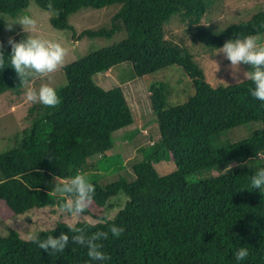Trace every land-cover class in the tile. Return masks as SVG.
<instances>
[{"label": "trees", "instance_id": "1", "mask_svg": "<svg viewBox=\"0 0 264 264\" xmlns=\"http://www.w3.org/2000/svg\"><path fill=\"white\" fill-rule=\"evenodd\" d=\"M219 1L0 0V36L6 32L5 20L27 13L31 4L52 12V26L78 39L120 36L118 42L60 68L65 80L52 85L60 104L50 108L35 103L25 118L26 126L3 137L1 217L5 208L17 217L34 208L61 206L63 198L53 191L54 178L69 179L88 170L85 175L95 186L96 212L91 214L99 221H80L75 226L88 235L108 232L107 239L99 241L110 257L103 264H264V192L251 184L257 169L264 167V160L256 159L257 151H264V102L251 95L254 84L250 80L212 84L196 60L201 55L216 58L229 39L249 34L264 37V9L220 28L206 23ZM113 4L121 7L107 27L78 34L70 23L71 15L83 8ZM3 52L0 97L6 96L12 105L24 103L25 89L10 66L11 46L3 47ZM126 62L132 64L133 79L155 77L171 66L179 76L172 91L169 79L177 76L167 71L146 90L160 135L141 149L143 158L133 167L136 177L102 185L95 174L125 168L120 155L107 152L115 145L113 133L131 126L135 118L127 96L130 84L117 85L112 69ZM42 82L30 78L34 88ZM136 89L138 85L132 92L138 94ZM257 121L262 126L248 137L213 147L214 136ZM96 155L101 157L90 163ZM104 161L106 169L100 166ZM161 161L175 162L176 170L159 174L156 164ZM231 161L245 162L226 174L186 180L187 175ZM120 193L128 200L114 218L107 219L104 211L97 214L98 209H108ZM68 224L59 222L35 236L45 240L67 233L70 241L62 253L40 249L15 229L0 235V264H101L88 257L86 247L71 241ZM113 224L124 229L119 237L109 231ZM240 247H246L249 256L237 261L234 253Z\"/></svg>", "mask_w": 264, "mask_h": 264}, {"label": "rangeland", "instance_id": "2", "mask_svg": "<svg viewBox=\"0 0 264 264\" xmlns=\"http://www.w3.org/2000/svg\"><path fill=\"white\" fill-rule=\"evenodd\" d=\"M120 7V4H113L102 9L83 8L71 15L70 23L76 28L78 34L85 29H99L102 27H107L111 24L113 16L117 13ZM258 9H264V0H221L217 2L212 8V14L208 17L206 23H214L217 25V27L223 28L231 21L237 22L239 19L243 20L249 18ZM27 13L32 15L37 20V32L34 34L43 35L46 38L56 40L68 50V54L65 58L63 66L77 60L79 57L87 55L92 51L107 47L120 40V36L117 34L110 38L90 39L85 37L83 39H78L77 37H74L69 31H63L54 28L51 23L52 12L44 10L38 7L36 4H31ZM21 15L9 22H15ZM13 29V31H8L6 28V32L0 36V43L3 44V47L10 46L8 44V39L10 37H14L17 40L20 38V36H22L23 39H26L29 35V33L25 32L22 26L19 24L13 25ZM196 60H198L204 67L208 79L214 85L220 83L226 84L229 82H240L244 80L243 73L245 71H250L248 69L249 65L243 64L240 66V68H237L234 71L230 65V62L224 57L222 53L216 54V58L202 55L196 56ZM112 69H114L113 73L117 85L124 87L127 84H130L129 86L127 85V96L130 100L129 103L135 118L131 126L117 130L113 133L115 145L114 148L107 152L108 156L120 155L125 168L106 175L101 174V172H98L99 174H95L100 176L99 181H101L102 185L120 178H126L127 180L131 181L136 177L133 167L143 158L141 149L151 145L159 138L160 135L159 126L156 122V115L152 109V105L148 99L146 90H148L152 80L155 81L161 79L160 76L167 71V75L168 73H171L177 76L169 79L173 86L171 89L172 91L174 88V82L179 76L172 66L160 70L161 72L159 71L155 77L146 76L134 79L131 62L123 63L113 67ZM62 79L65 80V76H63V74L58 70L56 73L52 74L51 81L45 82H50L52 85H55L56 80ZM97 81L100 80L97 79ZM132 83L137 84L132 86ZM136 85H138V89H136L138 94L132 92L133 87ZM138 96L140 97L138 98ZM34 104L35 103L26 101L18 105H12L6 96L0 97V151L6 146V143L3 140L4 136L9 135L11 133L10 131L13 132L26 126L25 118L28 117L30 106L32 107ZM261 126L262 122L257 121L224 131L220 135L213 137V147L219 148L230 142L246 138L252 133L254 129L260 128ZM100 157L101 155L92 157L90 159V163H96ZM244 162L245 161H231L214 167L206 168L197 173L187 175L186 180L188 182H195L201 179L212 178L220 174H226L238 168L241 166V163ZM100 166L106 169L108 162L104 161L100 164ZM156 168L159 174L165 175L173 172L177 167L176 163L173 161H161L156 164ZM93 170L94 169H90L89 171ZM87 171L88 170H86L84 174L87 173ZM127 200L128 197L124 193H120L111 200V206L108 209L106 207L98 209L97 214H102L104 211L107 215L106 218L112 219L118 213V211L125 206ZM95 206L96 205L93 202L89 208V212H85L82 216L76 218L74 221L68 220L66 218L68 214L59 205H48L42 208H34L26 213L18 215L17 217L11 216L10 212L5 208V215L2 217L0 215V235H7L11 229H15L23 238L30 239L41 231L54 228L59 222L73 223L74 225L80 221L97 223L99 219L91 214L96 212ZM0 207H2L3 210L4 203L1 202Z\"/></svg>", "mask_w": 264, "mask_h": 264}, {"label": "clouds", "instance_id": "3", "mask_svg": "<svg viewBox=\"0 0 264 264\" xmlns=\"http://www.w3.org/2000/svg\"><path fill=\"white\" fill-rule=\"evenodd\" d=\"M49 10L53 9L51 2L47 5ZM7 22V30L13 31V25L19 24L29 35L26 39L17 41L14 37L8 39L11 52L8 55L10 66L15 70L25 89L26 101L39 103L46 107L55 108L60 104V98L55 87L50 82H42L39 88H34L30 78H40L44 81H51L52 74L56 73L64 64L68 50L58 41L46 38L43 35H36L37 20L30 14L24 13L15 22ZM223 54L230 62L235 71L243 65H250L251 70L243 73L244 79L254 84L251 95L257 100L264 102V37L258 34L238 36L235 39L227 40L219 48L217 54ZM5 63L3 44L0 43V66ZM257 160H264V151H257ZM54 190L63 198L61 207L68 214L67 219L74 221L82 216L93 203L95 186L85 174L77 172L69 179L57 176ZM251 184L255 189L264 192V167L257 169L251 177ZM68 229L73 233L71 241L87 248V255L92 261L101 262L110 259L101 249L103 245L99 241L107 239L108 232H94L91 235L85 233L82 228L76 227L73 223L68 224ZM109 231L115 237H119L124 229L113 224ZM40 249L45 251L62 253L68 246L70 237L67 233H61L57 238L52 235L45 240L32 237ZM235 259L242 261L249 256L246 247H240L235 253Z\"/></svg>", "mask_w": 264, "mask_h": 264}]
</instances>
